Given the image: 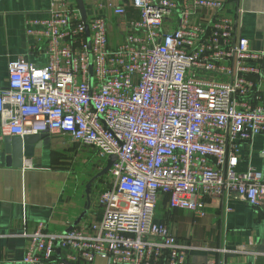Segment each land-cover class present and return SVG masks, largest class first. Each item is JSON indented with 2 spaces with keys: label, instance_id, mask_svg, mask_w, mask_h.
I'll return each instance as SVG.
<instances>
[{
  "label": "built area",
  "instance_id": "2783aa9c",
  "mask_svg": "<svg viewBox=\"0 0 264 264\" xmlns=\"http://www.w3.org/2000/svg\"><path fill=\"white\" fill-rule=\"evenodd\" d=\"M130 3L139 17L111 48L104 18L84 21L75 3L50 0L47 17L34 21L46 41V64H8L0 88L3 134L61 133L93 147L104 163L110 155L116 160L98 193L103 214L90 225L95 236L76 227L50 232L41 222L27 235L22 258L0 264L97 257L186 264L191 247L154 219L159 197L196 216L207 200L225 210L231 199L264 205L260 173L236 170L241 143L264 135L262 53L241 35V9L223 12L221 0ZM113 10L126 14L123 4ZM57 245L68 249L64 258Z\"/></svg>",
  "mask_w": 264,
  "mask_h": 264
},
{
  "label": "crops",
  "instance_id": "0c3cea01",
  "mask_svg": "<svg viewBox=\"0 0 264 264\" xmlns=\"http://www.w3.org/2000/svg\"><path fill=\"white\" fill-rule=\"evenodd\" d=\"M223 12L233 15L240 8V32L252 49L262 53L260 65L264 70V0H221ZM84 21L102 17L106 21L108 43L118 46L130 30V21L139 17L138 9L130 0H82L83 13L78 0H69ZM126 6V14L117 16L113 8ZM50 0H0V88L8 79L9 62L24 60L35 65H45L47 45L37 33L41 26L34 21L48 15ZM206 17L209 13L205 14ZM85 16V17H84ZM175 16L171 21H174ZM176 21V19H175ZM166 27H173L175 22ZM31 28L34 32L28 33ZM0 124V260L15 261L22 258L28 245L27 235L43 222L50 232H65L69 227L82 228L95 236L90 225L102 220V207L98 193L106 174L92 183L90 194L86 184L105 163L93 147L73 140L69 135L48 133L40 139L33 156L23 159L16 167L4 149ZM97 159L91 172L82 176L72 166L79 150ZM252 168L264 180V135H256L240 145L239 172ZM89 196V207L83 217ZM228 210L220 201H210L203 216L184 209H171L167 197L158 199L155 221L166 224L178 238L189 245L186 264H264V205L253 206L238 199L227 202ZM68 249L56 246V255L64 258ZM78 264H113L104 257L93 262Z\"/></svg>",
  "mask_w": 264,
  "mask_h": 264
},
{
  "label": "water",
  "instance_id": "95a60500",
  "mask_svg": "<svg viewBox=\"0 0 264 264\" xmlns=\"http://www.w3.org/2000/svg\"><path fill=\"white\" fill-rule=\"evenodd\" d=\"M79 8L83 13V4L82 0H78ZM85 17V16H84ZM88 35V31L86 32ZM48 132H41L37 134H25L23 136H5L4 137V149L6 153L11 157L14 166L16 167H22L23 166V159L29 158L33 156L34 149L38 148L40 146V139L47 135ZM116 160L115 155H110L108 159L106 160L105 166L97 172L86 184V192L87 194H90V190L92 187V183L96 181L99 177L105 175L110 166L114 163ZM90 201L88 196V201L86 204V209L83 211V213L80 215L79 220L83 217V215L86 213L88 207H89ZM71 227L66 229L68 231Z\"/></svg>",
  "mask_w": 264,
  "mask_h": 264
},
{
  "label": "rangeland",
  "instance_id": "374dc122",
  "mask_svg": "<svg viewBox=\"0 0 264 264\" xmlns=\"http://www.w3.org/2000/svg\"><path fill=\"white\" fill-rule=\"evenodd\" d=\"M81 149L83 150H79L74 160H72L73 161L72 166L74 167L76 173L79 176H82L87 172H91L93 165H95L97 162L96 157L93 158L92 154H89L88 151L85 152L84 148Z\"/></svg>",
  "mask_w": 264,
  "mask_h": 264
},
{
  "label": "trees",
  "instance_id": "16d2710c",
  "mask_svg": "<svg viewBox=\"0 0 264 264\" xmlns=\"http://www.w3.org/2000/svg\"><path fill=\"white\" fill-rule=\"evenodd\" d=\"M166 197V196H165Z\"/></svg>",
  "mask_w": 264,
  "mask_h": 264
}]
</instances>
